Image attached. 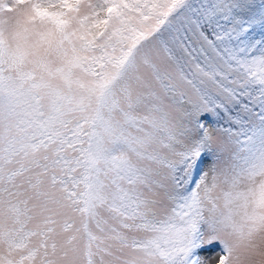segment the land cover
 Here are the masks:
<instances>
[{
	"label": "snow or ice",
	"instance_id": "6c2138e0",
	"mask_svg": "<svg viewBox=\"0 0 264 264\" xmlns=\"http://www.w3.org/2000/svg\"><path fill=\"white\" fill-rule=\"evenodd\" d=\"M264 264V0H0V264Z\"/></svg>",
	"mask_w": 264,
	"mask_h": 264
},
{
	"label": "rangeland",
	"instance_id": "374dc122",
	"mask_svg": "<svg viewBox=\"0 0 264 264\" xmlns=\"http://www.w3.org/2000/svg\"><path fill=\"white\" fill-rule=\"evenodd\" d=\"M219 248L218 245H206L204 251L202 252V258L208 261V264H215L218 258Z\"/></svg>",
	"mask_w": 264,
	"mask_h": 264
}]
</instances>
